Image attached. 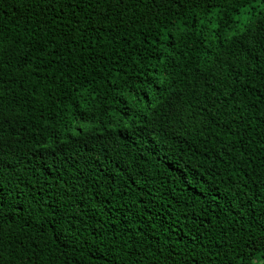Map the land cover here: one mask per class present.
<instances>
[{"label":"trees","instance_id":"obj_1","mask_svg":"<svg viewBox=\"0 0 264 264\" xmlns=\"http://www.w3.org/2000/svg\"><path fill=\"white\" fill-rule=\"evenodd\" d=\"M264 259V0H0V264Z\"/></svg>","mask_w":264,"mask_h":264},{"label":"rangeland","instance_id":"obj_2","mask_svg":"<svg viewBox=\"0 0 264 264\" xmlns=\"http://www.w3.org/2000/svg\"><path fill=\"white\" fill-rule=\"evenodd\" d=\"M255 264H264V259L256 260Z\"/></svg>","mask_w":264,"mask_h":264}]
</instances>
